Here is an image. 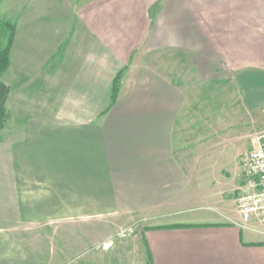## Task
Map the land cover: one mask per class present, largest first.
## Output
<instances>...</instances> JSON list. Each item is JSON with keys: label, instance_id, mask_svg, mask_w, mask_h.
Masks as SVG:
<instances>
[{"label": "crops", "instance_id": "crops-1", "mask_svg": "<svg viewBox=\"0 0 264 264\" xmlns=\"http://www.w3.org/2000/svg\"><path fill=\"white\" fill-rule=\"evenodd\" d=\"M0 19V264H264L237 211L264 0H1Z\"/></svg>", "mask_w": 264, "mask_h": 264}, {"label": "built area", "instance_id": "built-area-1", "mask_svg": "<svg viewBox=\"0 0 264 264\" xmlns=\"http://www.w3.org/2000/svg\"><path fill=\"white\" fill-rule=\"evenodd\" d=\"M239 167V177L246 184L237 200L238 214L243 224L256 222L264 231V130L257 136L256 148L242 156Z\"/></svg>", "mask_w": 264, "mask_h": 264}, {"label": "trees", "instance_id": "trees-1", "mask_svg": "<svg viewBox=\"0 0 264 264\" xmlns=\"http://www.w3.org/2000/svg\"><path fill=\"white\" fill-rule=\"evenodd\" d=\"M14 35V25L0 19V36H5L6 38V42L3 45H0V131H3L6 128L10 117L7 109L10 88L1 80V76L10 65V50L13 44ZM121 77L122 74H120L114 81L111 95L112 103H114L117 98Z\"/></svg>", "mask_w": 264, "mask_h": 264}, {"label": "rangeland", "instance_id": "rangeland-1", "mask_svg": "<svg viewBox=\"0 0 264 264\" xmlns=\"http://www.w3.org/2000/svg\"><path fill=\"white\" fill-rule=\"evenodd\" d=\"M5 40H6L5 36L4 37L0 36V45H3L6 42ZM138 219L139 218H133V219L128 218V220L130 222V223H128L130 225V228L133 227L136 231L139 230V228L141 227V222L137 221ZM131 222H132V224H131ZM125 225H127V224H125ZM125 229H129V228L124 227L123 230H125Z\"/></svg>", "mask_w": 264, "mask_h": 264}]
</instances>
